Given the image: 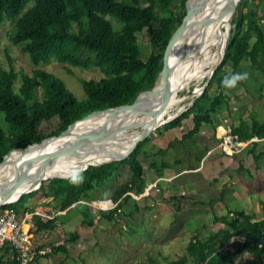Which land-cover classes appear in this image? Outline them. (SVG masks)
<instances>
[{"label":"trees","instance_id":"1","mask_svg":"<svg viewBox=\"0 0 264 264\" xmlns=\"http://www.w3.org/2000/svg\"><path fill=\"white\" fill-rule=\"evenodd\" d=\"M29 2L32 5L26 7ZM184 2L185 0H0V25L4 19L13 20L12 40L20 45L21 50L35 65L27 73L16 71L11 65H0V112L6 122V126H0V162L12 149L25 147L57 134L67 123L87 112L128 101L138 91L151 85L166 43L184 14ZM195 2L196 0L190 20L195 15ZM244 5H248L246 11L241 10ZM236 8L237 13L230 20L233 25L229 30L222 61L239 62L245 59L260 70L264 78V30L258 23L255 3L247 4L246 0H238ZM105 15L112 17L118 26L114 28ZM142 29H145L151 44V50L145 56L136 39V34ZM180 40L181 36L178 44ZM182 51L181 46H178L175 54L180 55ZM52 57L62 64L67 73H73L72 66L95 67L101 75L98 79L78 77L84 96L76 97L60 77L38 66ZM162 65L163 62L161 68ZM224 76L226 74L221 80ZM148 91L150 90L138 96L135 102ZM222 98L224 95L221 91L212 97L203 95L195 98L190 106L164 122L162 127H179L182 119L201 99L213 108L220 104ZM231 131L242 140L250 136L264 137V118L258 121L249 111L247 119L241 118L231 125ZM146 140L147 137L139 140L135 148L121 159L87 165L85 182L79 187H74L61 177H50L45 182L42 180L38 188L22 193L15 201L2 203L0 207H9L16 212L19 208L26 210L27 207L22 204L26 196L35 190L44 189L45 196L59 198L58 209L63 210L73 202L87 197L90 189L102 185L108 177L115 173L121 174L119 170L125 165L129 169V176L117 186L112 195L120 208L126 200L133 199L131 193H142L146 186L144 167L138 157ZM257 144L258 141H253L246 148L255 161L264 158V151H254ZM150 166L161 176V168L155 159L150 162ZM242 168L239 163L238 169ZM226 192L227 188L221 187L216 194L209 195L205 202L201 199L199 201L212 207L215 202L224 201ZM192 195L194 194H190ZM257 202L260 213L245 207H226L224 213H214L212 222H219L221 225L207 231L202 238L195 231L187 238L184 253L167 260L166 264H239L244 255L251 261L262 258L264 197H259ZM81 213L83 217L88 216L85 209ZM229 215L233 217L230 218ZM55 219L56 215H32L35 231L52 229ZM77 237L75 232L67 235L68 240ZM52 250L55 252L56 247L52 246ZM6 251L5 247L4 252ZM0 264L5 263L0 260ZM129 264L164 263L157 255L147 254L145 259Z\"/></svg>","mask_w":264,"mask_h":264},{"label":"rangeland","instance_id":"2","mask_svg":"<svg viewBox=\"0 0 264 264\" xmlns=\"http://www.w3.org/2000/svg\"><path fill=\"white\" fill-rule=\"evenodd\" d=\"M246 1L247 4L255 3V14L264 30V0ZM193 4L194 2L191 7ZM31 5L32 2H29L26 7ZM247 8L248 5H244L241 10L246 11ZM236 13L237 8L231 18ZM105 17L113 23L114 28L118 26L112 17ZM232 25L230 22L229 30ZM185 29L187 43L191 45L195 37L201 34L197 14L185 25ZM12 37L13 20L4 19L0 25V65H11L16 71L27 73L35 65L21 50L20 45L13 42ZM136 39L145 56L151 50L145 29L136 34ZM183 52L180 55L175 54V60H179ZM219 64L215 67H218V71L215 75L214 71L212 72L197 95H192L191 91L195 85L202 86L204 77L188 88L178 91V94L187 97L180 103L176 114L190 106L195 98L203 95L212 97L221 91L224 98L219 105L211 108L201 99V102H197L193 110L182 119L179 127L165 129L162 127L163 123H160L146 134L147 140L138 154L146 181L142 193H131L133 199L126 200L120 208L114 203V190L130 173L129 169L122 165L119 170L121 174L115 173L108 177L102 185L90 189L87 197L75 202L70 210L72 217L69 219L64 215L67 208L61 213L58 202H44L48 207L39 210L48 214L54 213L59 220L51 231L41 232L33 229V239L39 242V247H50V251L38 256L33 264H129L138 259H145L147 254L157 255L159 260L166 264L167 260L184 253V244L195 231L199 238H202L207 231L221 225L219 222H212L214 213H224L226 207H245L260 213L257 201L259 197H264V158L255 161L252 153L246 149L231 155L215 151L206 155V150L214 143V134L219 133L220 126L235 124L241 118L247 119L249 111L258 121L264 118V78L261 71L245 59L239 62L221 59ZM38 66L60 77L76 97L84 96L78 77L98 79L101 75L95 67L72 66L73 73H67L62 64L53 57ZM245 71L250 73L247 82L240 83L234 89H225L222 86L221 77L224 74ZM16 82L18 83V80ZM142 105L141 107L145 106L144 103ZM86 118L80 120L82 124L93 123L86 121ZM0 126H6L1 112ZM260 150L264 151V137L254 149L255 152ZM154 159L161 168V177H158L156 169L150 166ZM114 160L118 159L102 163ZM239 163L243 167L240 170ZM178 173L182 174L177 175ZM47 179L48 177L44 178V182ZM221 187L227 188L223 202H215L212 207L200 203V199L205 202L209 195L216 194ZM43 192L44 189L35 190L25 199L41 198ZM105 192L109 193L113 202L109 211L101 210L96 204ZM190 194H194V197ZM30 209L35 208L32 206ZM83 209L87 211V217H83ZM22 214L20 212L19 216ZM229 217L232 218L233 215ZM72 232L77 233L78 237L68 240L67 235ZM43 233L47 235L44 236ZM52 246L56 247L55 252ZM239 264H264V255L254 261L244 255Z\"/></svg>","mask_w":264,"mask_h":264},{"label":"bare ground","instance_id":"3","mask_svg":"<svg viewBox=\"0 0 264 264\" xmlns=\"http://www.w3.org/2000/svg\"><path fill=\"white\" fill-rule=\"evenodd\" d=\"M194 1H188L189 9L181 24V34L175 39L171 55L170 49L163 60L162 70L168 65L175 67L181 63L184 54L190 60L182 83L166 100L164 110V92L150 90L137 102L135 98L128 105H120L86 116V121L93 123L82 124L81 119L76 121L77 124L74 123L71 127L68 140L60 144L61 136L57 137L56 145L38 157L27 179L0 186V204L17 198L26 190L37 188L44 178L62 176L70 165L79 164L85 168L89 164H98L124 156L134 146L135 139L140 133L156 127L163 120L170 119L176 114L180 109V103L187 97L178 94V91L209 75L210 69L221 55L228 31V28L222 26L221 21L224 14L222 0H196L195 14L200 19L201 34L189 45L185 40V25L191 22L189 17ZM208 41L210 44L206 45ZM178 46H181L184 52L179 60H175ZM200 90L201 87L195 85L192 92L197 95ZM143 103L145 106L141 107ZM33 155L34 145L12 149L0 162V177L21 176L30 166Z\"/></svg>","mask_w":264,"mask_h":264},{"label":"water","instance_id":"4","mask_svg":"<svg viewBox=\"0 0 264 264\" xmlns=\"http://www.w3.org/2000/svg\"><path fill=\"white\" fill-rule=\"evenodd\" d=\"M237 2L238 0H230V2H227L226 0H222L221 1V6L224 10V14L221 18V21H222V26L223 27H226L228 28V31H227V36L225 38V42H224V46H223V49H222V52H221V55L220 57L218 58L217 62L214 64V66L210 69V73L208 76L205 77V81L204 83L202 84L201 88L204 87V85L206 84V82L208 81V78L210 77V75L212 74V72L214 71L215 67L219 64V62L221 61L222 57H223V54H224V51H225V47H226V44H227V40H228V36H229V24H230V18H231V15L234 11V9L236 8V5H237ZM184 6H185V10H184V14L181 18V21L180 23L175 27V29L173 30V32L171 33L167 43H166V46L163 50V53L159 59V63H158V71L155 75V78H154V81L151 85L147 86L146 88L138 91L135 96L128 100V101H125V102H122V103H118V104H115V105H112V106H109V107H106V108H103V109H96V110H91L89 112H87L86 114L82 115L81 117L77 118V119H74L73 121L67 123L65 126H63V128L57 133V134H54V135H50L48 137H44L42 138L40 141L38 142H34V143H30V144H27L25 147H28V146H31V145H34V155H33V160L30 164V166L27 168V170L19 177L17 176H3V177H0V186H4L5 184L7 183H11V182H15V181H20V180H25L29 177V175L31 174L32 170H33V167H34V164L35 162L37 161L38 157L43 153L45 152L46 150L48 149H51L53 148L55 145H56V138L61 136L60 138V144L63 142V141H66L68 140V138L70 137V131H71V127L73 126V124L80 120V119H83L84 117L88 116V115H91V114H97V113H100V112H104V111H107V110H110L111 108L113 107H117V106H120V105H128L130 104L135 98H137L138 96H140L141 94H143L144 92H146L147 90H155V91H159V92H164V107H163V110L165 108V103H166V100L171 96L173 95L176 90L178 89L179 85L182 83L185 75H186V72H187V68L190 64V60L189 58H187L185 56V54L182 56V59H181V63L179 64H176L175 67L171 66V65H168L166 67V69L162 70L161 69V63L163 62L164 60V57L166 55L169 54L170 52V49H171V44L174 40V38H176L177 36H179L181 34V24L184 20V15L185 13L188 11L189 9V3H187V0H185L184 2ZM210 44V41H208L206 43V45H209ZM183 66V67H182ZM182 67V70L180 72L179 71V68ZM191 94L194 95V93L191 91ZM177 114H175L172 118L170 119H173L174 117H176ZM169 119H165L163 120L161 123H164L166 121H168ZM150 130V129H149ZM149 130H145L144 132L140 133L137 138L135 139V142H134V145H136V143L141 140L142 138H144L146 136V134L148 133ZM21 148H24V147H21ZM132 149V148H131ZM131 150H129L127 152V154L130 152ZM127 154H125L124 156L120 157V158H123L125 157ZM4 158V157H3ZM120 158H116V159H120ZM3 160V159H2ZM91 165H95V164H91ZM87 167V166H86ZM51 177H61V176H51ZM43 180V179H42ZM41 180V181H42ZM41 181L39 182V185L41 183ZM38 185V187H39ZM37 187V188H38ZM36 189V188H35ZM32 190V189H30ZM30 190H26L22 193H25V192H28ZM21 193V194H22ZM20 194V195H21ZM19 195V196H20ZM18 196V197H19ZM15 198L13 200H9V201H6V202H12V201H15L16 199ZM5 203V202H4ZM75 202H73L72 204H74ZM71 204V205H72Z\"/></svg>","mask_w":264,"mask_h":264},{"label":"built area","instance_id":"5","mask_svg":"<svg viewBox=\"0 0 264 264\" xmlns=\"http://www.w3.org/2000/svg\"><path fill=\"white\" fill-rule=\"evenodd\" d=\"M262 138L250 136L242 140L231 131V125L220 126L219 133L214 134V143L207 147L206 155L214 153L213 151L228 155L239 153L251 145L253 141H259ZM99 200L96 201L98 207H100ZM33 214L44 217L53 216L35 210L24 212L19 216L12 208L0 207V260L5 264H11V262H14L12 264H33L38 256L50 251V247H39V242L33 239V229H35L32 220ZM41 232L44 231L41 230ZM43 235L45 236V233ZM5 247L6 252H4Z\"/></svg>","mask_w":264,"mask_h":264},{"label":"clouds","instance_id":"6","mask_svg":"<svg viewBox=\"0 0 264 264\" xmlns=\"http://www.w3.org/2000/svg\"><path fill=\"white\" fill-rule=\"evenodd\" d=\"M249 78L250 73L246 71L242 73L229 74L224 76L221 81V84L225 89H234L240 83L247 82ZM85 171L86 169L80 166L79 164L70 165L67 171L62 174L61 178L68 180L69 183L74 187H79L85 182ZM98 204L101 207V210L103 211L111 210V208L113 207V202L109 198L108 192L103 193V198L98 201Z\"/></svg>","mask_w":264,"mask_h":264},{"label":"crops","instance_id":"7","mask_svg":"<svg viewBox=\"0 0 264 264\" xmlns=\"http://www.w3.org/2000/svg\"><path fill=\"white\" fill-rule=\"evenodd\" d=\"M182 174V173H181ZM158 177H161V176H158ZM43 195H41V198L40 197H38V198H36V199H25L24 200V202L22 203L25 207H27V209L26 210H23V209H21V208H19L18 209V211H17V213L19 214L20 212L21 213H26V212H29V211H33V210H35V211H40L39 210V208H43V207H45V208H47L48 206H47V204L46 203H44V202H50L51 204H54L55 202L54 201H56V202H58L59 203V198H56V197H54V196H51V195H48V196H45L44 195V192L42 193ZM54 198H56V199H54ZM40 201V202H39ZM75 205V203L74 204H72V205H70V206H68V207H66L65 209H63V211L62 210H60L61 211V213H63L64 212V210H65V213H64V215H66V217H68V219L69 218H71L72 216V213L70 212V210H71V208H72V206H74ZM32 206L35 208V209H30V208H32ZM40 212H43V213H46V212H44V211H40ZM48 214V213H47ZM54 214V213H53ZM53 214H51V215H53ZM59 219L56 217V219L54 220V222H53V227H52V229H50V230H47V231H51V230H53V229H55V225H56V223H57V221H58ZM68 221V220H67ZM47 231H45V232H47ZM47 235V233H45V236Z\"/></svg>","mask_w":264,"mask_h":264}]
</instances>
